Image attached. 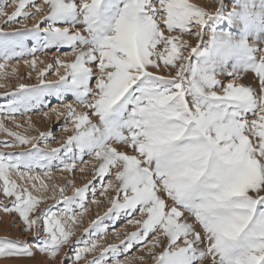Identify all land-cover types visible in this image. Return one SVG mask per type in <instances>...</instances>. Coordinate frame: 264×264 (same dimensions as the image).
Here are the masks:
<instances>
[{
    "label": "snow or ice",
    "instance_id": "6c2138e0",
    "mask_svg": "<svg viewBox=\"0 0 264 264\" xmlns=\"http://www.w3.org/2000/svg\"><path fill=\"white\" fill-rule=\"evenodd\" d=\"M0 21V79L39 80L0 95V149H25L0 151V264H264V0H0ZM43 109L63 122L24 134ZM97 184L111 207L76 237ZM118 223L139 230L102 244Z\"/></svg>",
    "mask_w": 264,
    "mask_h": 264
},
{
    "label": "rangeland",
    "instance_id": "374dc122",
    "mask_svg": "<svg viewBox=\"0 0 264 264\" xmlns=\"http://www.w3.org/2000/svg\"><path fill=\"white\" fill-rule=\"evenodd\" d=\"M193 2L200 4L201 6H204L206 8H211V0H193ZM9 12L13 11L12 8L8 9ZM38 20L33 21L29 20L27 21L28 27L31 28L35 23H37ZM3 21H0V24H2ZM19 25L14 26L12 29H7L8 31H13L16 28H18ZM26 59H31L30 57ZM55 55L49 52L46 55H42L39 57V60L37 61L38 68L41 70H47V65L54 64L55 62ZM66 63L72 62L74 59L70 56H63L61 57ZM43 61V63H40V61ZM14 67L17 68V74L15 76L10 77L9 79H0V85H6V87H0V95L7 92H15L19 90V85L24 84L28 87L37 86L39 84L38 80V72L33 70L31 67L26 66L23 61L13 62ZM9 72H11V67L8 69ZM29 73L31 74L29 76ZM60 74L64 75L65 71L63 68L60 69ZM48 80L52 82H56L59 80V77L55 76L51 71H48ZM247 82V81H245ZM42 107V106H41ZM47 109H43V111H34L29 113L31 116V122L33 124V128L30 129L27 133H24V127H27V118L26 117H17V123L24 125V127L21 128H15V125H13L10 121H5V123L8 125L9 128H12L14 131H19L21 133H24L31 136H39L40 132H47L55 127L56 124L63 122V117H60V120L57 121L54 114L51 115L50 118H46L44 116V112H46ZM72 132H60L59 130L55 131L56 140L52 141L49 140L50 148H59L61 146V143H63L64 140L67 139L69 135H71ZM11 140V137L6 136L4 133H0V140ZM30 147V146H28ZM43 147V145H41ZM46 149V150H50ZM25 149H0V151H7V152H19L23 151ZM68 180H74L76 187H83L86 183L89 181H95V178L93 176V167L91 164H89L84 172L76 171L75 173H69V172H61L57 170H53V180H47L46 182L51 184H56L59 186H64ZM97 196L96 199L100 201V203H89L88 205V212L83 216L80 217L81 223L76 226V237H80L83 235V231L85 228H88L92 221L96 220L98 217H103L105 213L107 212V209L111 207V204L108 202V200L103 195H99V185L97 184ZM68 195H72V190L69 189ZM108 197L114 196V193L109 190V192L106 194ZM91 198V197H90ZM48 203H52V201H48ZM7 221L10 223L11 217L6 218ZM117 231L119 233V236H117L116 233L109 232L107 238L105 240H102V244H120L121 240H124L126 238L127 233L138 231L137 226H133L131 224L123 225L117 224ZM11 233L14 237L17 234L18 230H14L11 228H7L6 225L3 223H0V236L6 235L8 233ZM74 237V239L76 238ZM62 255V254H61ZM135 255L141 256L144 255L142 252H135ZM90 258V257H89ZM136 264H140L139 261L136 262ZM146 264H152V261L150 258L146 257Z\"/></svg>",
    "mask_w": 264,
    "mask_h": 264
}]
</instances>
